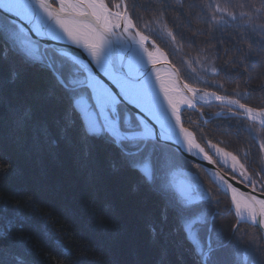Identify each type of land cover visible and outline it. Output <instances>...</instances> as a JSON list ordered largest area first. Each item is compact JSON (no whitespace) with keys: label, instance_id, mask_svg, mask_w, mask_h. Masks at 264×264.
<instances>
[{"label":"snow or ice","instance_id":"6c2138e0","mask_svg":"<svg viewBox=\"0 0 264 264\" xmlns=\"http://www.w3.org/2000/svg\"><path fill=\"white\" fill-rule=\"evenodd\" d=\"M192 19L203 26L189 35L182 28L191 29ZM228 25L237 29L229 37L235 54L218 64L221 52L229 56L222 47ZM9 61L47 78L45 95L34 101L13 106L0 95V113L11 112L18 133L80 172L98 175L108 162L135 175L159 201L158 223L173 224L187 244L192 264H264V198L232 182L238 174L264 194V80L250 83L264 77V0H0V67ZM157 65L169 68L162 73ZM221 73L235 86L208 78ZM18 76L11 71V80ZM213 102L220 111L205 113ZM189 109L201 123L186 118ZM205 116L222 118L217 129L246 147L214 143ZM185 154L223 165L230 179L214 174L216 187L205 186L186 175ZM10 168L0 157V172ZM222 197L236 218L227 232L217 226ZM7 210V199L0 200V264H29L28 244L9 240ZM148 229L155 240L164 231L155 223Z\"/></svg>","mask_w":264,"mask_h":264},{"label":"trees","instance_id":"16d2710c","mask_svg":"<svg viewBox=\"0 0 264 264\" xmlns=\"http://www.w3.org/2000/svg\"><path fill=\"white\" fill-rule=\"evenodd\" d=\"M191 24V29L186 23L182 28L189 35L196 27L203 26L197 19H192ZM236 30L231 25L224 26L222 47L229 49V56L221 52L218 64L235 54L229 37ZM220 35L217 32V36ZM241 43L247 48L250 41ZM214 45L215 41L201 47ZM171 59L178 63L175 58ZM14 69H18L19 76L11 80L10 73ZM208 78L220 80L229 88L235 86L224 80L223 73ZM46 79L38 68L9 61L0 67V81H3L0 95L13 106L22 100L34 101L45 95ZM260 80L264 77L250 83L255 87ZM237 82L244 87L242 80ZM217 109L213 106L204 111L214 114ZM186 118L197 123L202 121L189 111ZM205 118L209 123L204 130L214 143L224 140L220 146L229 151L246 147L243 140L223 135L217 129V124L223 123L222 118ZM197 139L203 146L204 141L199 136ZM0 157L11 164L7 172H0V200L7 199L8 210L4 216L6 221H11L9 240L28 244L29 264H192L187 244L172 233L173 224L165 227L158 223L159 201L142 186L138 187L135 175L113 170L108 162L102 164L98 175H89L78 171L63 156L52 159L31 137L15 130L11 112L0 113ZM183 162L192 166L184 159ZM195 169L205 180L204 184L214 189L202 168ZM221 200L220 211L224 215L217 220V226L227 232L235 217L229 199L222 197ZM4 223L0 221V227ZM149 223H155L158 231L164 228L159 240L150 234Z\"/></svg>","mask_w":264,"mask_h":264},{"label":"water","instance_id":"95a60500","mask_svg":"<svg viewBox=\"0 0 264 264\" xmlns=\"http://www.w3.org/2000/svg\"><path fill=\"white\" fill-rule=\"evenodd\" d=\"M68 47H71V46H68ZM75 51H77V53H80V51L78 49H76ZM157 67L160 68L161 72L163 73L169 68V65H157ZM216 104H218V102H213L214 107H217ZM217 110H219V109H217ZM203 119H205V117ZM184 158L193 162V163L200 165L212 182H213L214 174L223 175V176H225V178L230 179V176L227 175L226 173H224L217 165H210V164H208L207 161L203 160L201 157L196 156L195 154H193L191 156H188L187 154H185ZM232 182H233L234 186H236L241 192H245L246 194H254L260 198H264V194H262L261 192H258V191L253 193L250 187H246L245 184L241 183L237 179H236V181H232ZM229 201H230V198H229ZM230 207H231V210L234 214V210L232 209V206H231V201H230Z\"/></svg>","mask_w":264,"mask_h":264},{"label":"rangeland","instance_id":"374dc122","mask_svg":"<svg viewBox=\"0 0 264 264\" xmlns=\"http://www.w3.org/2000/svg\"><path fill=\"white\" fill-rule=\"evenodd\" d=\"M177 61H178V57L177 58H175ZM193 112V113H196L198 116H199V113L198 112H196V111H194V110H187V112ZM199 118L200 119H202L200 116H199ZM207 150V149H206ZM211 154V153H210ZM214 159H216V157L214 156L213 157ZM183 159L184 160H186V161H188L189 163H191L192 165L193 164H196V163H193V162H191V161H189V160H187V159H185L184 157H183ZM186 166V169H187V171H186V175H192V174H196V175H198L199 176V178L201 179V180H203V182L205 181L202 177H201V175H200V173H198L197 172V169H195V167H193V166H187V165H185ZM224 173H226L227 175H231L230 174V171L228 170V169H226L223 165H217ZM198 167H200V168H202L200 165L198 166ZM203 170V169H202ZM204 171V170H203ZM204 173H205V171H204ZM206 174V173H205ZM206 176H207V174H206ZM208 177V176H207ZM208 180L214 185V183L210 180V178L208 177ZM237 180L238 181H241L242 180V177H239V175L237 174ZM205 183V182H204ZM246 183L247 182H243V184H245L246 185ZM205 185V184H204ZM206 186V185H205ZM215 187H216V185H214ZM258 192H260V191H258ZM230 202V201H229ZM232 211V210H231Z\"/></svg>","mask_w":264,"mask_h":264},{"label":"bare ground","instance_id":"6f19581e","mask_svg":"<svg viewBox=\"0 0 264 264\" xmlns=\"http://www.w3.org/2000/svg\"><path fill=\"white\" fill-rule=\"evenodd\" d=\"M79 50V49H78ZM80 52H81V50H79ZM189 110H191V109H189ZM228 198V197H227ZM229 199V198H228Z\"/></svg>","mask_w":264,"mask_h":264}]
</instances>
